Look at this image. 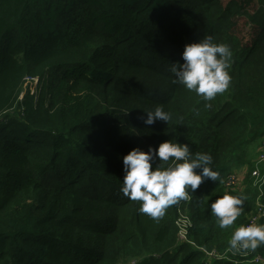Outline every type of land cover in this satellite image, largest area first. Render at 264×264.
I'll return each mask as SVG.
<instances>
[{"label": "trees", "instance_id": "16d2710c", "mask_svg": "<svg viewBox=\"0 0 264 264\" xmlns=\"http://www.w3.org/2000/svg\"><path fill=\"white\" fill-rule=\"evenodd\" d=\"M237 19L250 37L236 35ZM205 36L231 51L229 86L210 101L171 71L185 44ZM26 77L38 80L32 95ZM157 106L171 120L145 125ZM263 133L264 0H0V264L264 260V245L234 253L228 244L259 188L224 189L234 170L253 169L250 143ZM166 140L210 154L221 178L154 220L120 192L121 158ZM225 193L244 204L221 229L210 204ZM180 213L193 244L177 238Z\"/></svg>", "mask_w": 264, "mask_h": 264}, {"label": "clouds", "instance_id": "9594fccd", "mask_svg": "<svg viewBox=\"0 0 264 264\" xmlns=\"http://www.w3.org/2000/svg\"><path fill=\"white\" fill-rule=\"evenodd\" d=\"M230 56L229 46L213 43L210 36L185 44L180 57L183 63H172L173 82L210 101L229 86L231 77L227 68ZM36 85L23 83L29 93L32 91L31 95ZM144 113L146 118L141 116L140 119L145 125H153L156 121L167 124L171 120V114L164 111L163 106ZM121 159L124 175L120 192L128 199L140 202L138 211L154 220L162 218L169 206L188 199L189 192L195 193L205 181L218 182L221 178V173L210 167L213 157L208 153L193 154L187 143L166 140L155 148L149 146L147 151L136 147ZM243 204L242 197L225 193L210 204V211L217 218L219 227L224 229L232 226L241 215ZM228 244L234 253L256 250L264 245V224L237 227ZM130 263L135 264L134 261Z\"/></svg>", "mask_w": 264, "mask_h": 264}, {"label": "built area", "instance_id": "2783aa9c", "mask_svg": "<svg viewBox=\"0 0 264 264\" xmlns=\"http://www.w3.org/2000/svg\"><path fill=\"white\" fill-rule=\"evenodd\" d=\"M36 83H37L36 78L26 77L24 79V85L27 84L36 85ZM254 162L256 163V165L264 163V138L262 141V149L257 151V155ZM251 176L255 179V184L259 188V191H258V198L255 204V208L252 212L249 213L248 217L246 218V222L244 226H247L249 224L259 225L260 220L264 217V206L260 202V197H261L260 187L263 185V182L260 179V172L257 169H253L251 171ZM242 181L243 179L237 174H231L225 180L224 187L228 191L240 190L243 187ZM176 225L178 227V239L182 242H189L188 229L191 226L190 219L186 215L180 214L176 220ZM190 243L193 244L192 242ZM201 250L206 254L208 260L216 255L214 251L207 252L202 248ZM263 261L264 260H262L259 256H257L252 261L247 262L246 264H254L256 262H263Z\"/></svg>", "mask_w": 264, "mask_h": 264}, {"label": "rangeland", "instance_id": "374dc122", "mask_svg": "<svg viewBox=\"0 0 264 264\" xmlns=\"http://www.w3.org/2000/svg\"><path fill=\"white\" fill-rule=\"evenodd\" d=\"M237 24H238V28H239V32L238 33H236V35L237 36H239V37H243V38H248V37H250V35H251V31H250V29H249V26H247V25H245L244 24V22L242 21V20H240V19H237ZM28 86H30V84H28ZM32 91H30V93H31ZM33 92H35V89L33 90ZM263 138H264V133L261 135V136H259L256 140H254V142L253 143H250V147L252 148V150H253V153H254V158L252 159L253 160V162L255 161V158H256V155H257V151L258 150H261L262 149V141H263ZM256 153V154H255ZM255 163V162H254ZM262 165H264V164H262ZM261 164H259V165H256V163L255 164H253V169H257L259 172H261V166H262ZM253 169H251V170H249V168L247 167V166H244V167H241V169H238V170H234L231 174H237L238 176H240L242 179H243V177L245 176V175H249V176H247L244 180H243V187L240 189V190H236V191H241V190H246V189H249L250 191H252V192H255L256 190H257V186H256V184H255V179L251 176V171L253 170ZM242 170H244V172H246V174H244L243 172H242ZM230 174V175H231ZM248 181H251V187H249V186H246L247 185V182ZM245 185V186H244ZM257 198H258V191H257V196L255 195V197H254V201H253V204L255 205L256 204V201H257ZM252 204V205H253ZM252 212V211H251ZM248 215L249 214H245V220H244V223H243V225H245V222H246V218L248 217ZM200 250H201V248H199ZM256 263H261V264H264V261L263 262H256ZM255 264V263H254Z\"/></svg>", "mask_w": 264, "mask_h": 264}, {"label": "crops", "instance_id": "0c3cea01", "mask_svg": "<svg viewBox=\"0 0 264 264\" xmlns=\"http://www.w3.org/2000/svg\"><path fill=\"white\" fill-rule=\"evenodd\" d=\"M246 177H247V175H245V176L243 177V180H244Z\"/></svg>", "mask_w": 264, "mask_h": 264}]
</instances>
